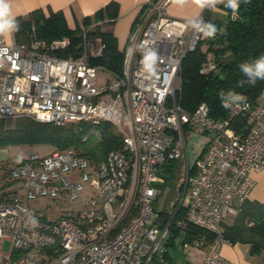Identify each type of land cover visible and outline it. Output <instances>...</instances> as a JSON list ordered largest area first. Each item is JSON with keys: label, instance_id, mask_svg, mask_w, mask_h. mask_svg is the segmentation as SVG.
<instances>
[{"label": "built area", "instance_id": "1", "mask_svg": "<svg viewBox=\"0 0 264 264\" xmlns=\"http://www.w3.org/2000/svg\"><path fill=\"white\" fill-rule=\"evenodd\" d=\"M167 4L145 2L122 73L92 62L104 44L87 35L91 26L83 28L79 54L69 57L49 52L69 38L49 45L33 36L23 42L14 34L9 42L0 38V118L27 116L56 125L106 121L122 138L97 162L72 149L46 155L29 149L10 162L0 150V264H180L168 255L175 246L202 249V264H237L221 254L224 244H234L224 236V224L249 198L252 173L264 170V93L254 105L227 109L224 117L211 116L205 103L185 110L177 101L181 63L204 37L188 21L204 20L207 8L183 20L172 17ZM214 68L208 59L200 70ZM101 69L107 77L98 86ZM239 115L249 120L242 134L231 125ZM207 133L211 140L193 165L186 163L176 207L159 211L162 165L184 162L187 140ZM92 178L97 189L91 193L85 183ZM41 198L76 206L55 212L54 206L30 205ZM188 225L203 232L188 240Z\"/></svg>", "mask_w": 264, "mask_h": 264}, {"label": "trees", "instance_id": "2", "mask_svg": "<svg viewBox=\"0 0 264 264\" xmlns=\"http://www.w3.org/2000/svg\"><path fill=\"white\" fill-rule=\"evenodd\" d=\"M217 9H207L203 16L205 22L217 26L218 32L215 38L204 36L193 50L184 55L177 92V101L185 110L192 111L205 103L210 115L216 118L227 115V109L221 106L218 96L221 90L235 89L247 97L246 102L250 105H254L264 93V80L257 81L255 86L245 84L244 87H237V82L244 79L239 65L264 54V0L242 2L236 17L228 8L217 6ZM118 10V3L110 1L92 16H85L81 25L94 23L87 30V35L99 36L104 44L102 55L92 62L122 73L125 50L118 49L117 38L111 31L101 30L102 24L115 21ZM15 19L19 23V30L14 31L18 42L27 41L33 36L49 45L54 40L69 38L68 45L50 49L49 52L64 57L79 54L82 41L80 26L70 28L62 11L51 10L46 14L37 8ZM208 59L214 60L215 68L201 72V66ZM248 123L246 115H239L231 125L237 133L242 134ZM121 143V135L106 121L56 125L23 116L15 118L13 125H10L6 119L0 118V149L17 144L28 147L48 144L54 147L53 151L72 149L97 162L104 159L111 149L120 147ZM183 213L178 210L176 217H181ZM177 232L175 230L173 237ZM202 232L200 228L188 225L185 237L192 240ZM224 236L233 243L249 244L250 254H262L264 258V202L247 199L233 220L224 224Z\"/></svg>", "mask_w": 264, "mask_h": 264}, {"label": "crops", "instance_id": "3", "mask_svg": "<svg viewBox=\"0 0 264 264\" xmlns=\"http://www.w3.org/2000/svg\"><path fill=\"white\" fill-rule=\"evenodd\" d=\"M110 1L118 3V17L112 24L108 23L105 30L111 31L116 36L119 50H126L130 44L131 34L138 23L135 24V22L138 18L140 20L144 4L148 0H7L10 5L11 17H24L31 10L37 8L42 9L46 14L51 10L62 11L70 28L80 26L85 16H92L95 11ZM217 6L226 8L224 3H219ZM202 10L197 6L195 0H183V3H180L179 0H168L167 4L168 13L177 19L195 18L202 13ZM13 34L14 32H5L0 34V38L9 42ZM209 140H211L210 137L206 139V142ZM201 152L197 153L196 158ZM252 177L255 180V185L249 193L248 199L264 202V170L252 173ZM221 254L237 264H264L262 254H250L249 244L247 243L224 244L221 248Z\"/></svg>", "mask_w": 264, "mask_h": 264}, {"label": "rangeland", "instance_id": "4", "mask_svg": "<svg viewBox=\"0 0 264 264\" xmlns=\"http://www.w3.org/2000/svg\"><path fill=\"white\" fill-rule=\"evenodd\" d=\"M89 26L93 27L94 23L88 26L80 25V32L82 33L83 28ZM107 27H108V23L102 24L101 30H105ZM106 77H107V72H105V70L102 69L99 70L96 79V84L98 86L103 85ZM6 121L8 122V124L13 125L14 119L9 118L6 119ZM209 137L212 138L213 134L212 133L199 134L190 137L187 140V144H188L187 159L185 158L184 162L171 161V162H166L162 165L163 170L161 174L165 178L166 182L159 183L157 185L160 194L158 197V201L156 203V208L159 211H162L163 213H169L170 211L173 210V208L176 207L177 199L179 196V185L184 177L186 163L188 162L190 165L194 164L197 153H199L204 149L206 145V139ZM29 149H33L38 153H40L41 155H46L51 153L54 150V147L48 144H36L31 147H28L24 144H17V145H12L10 147L2 148L0 150L1 151L3 150L5 153H7L11 159L10 162H13L15 159L17 160V158L25 157ZM85 187H86L85 191L88 189V191L89 192L91 191V193L93 191H96L97 189L96 183L93 178L85 183ZM30 205L33 208H38V209H44L48 205L54 206V210L56 212L58 209L60 210L71 209L74 206H76V202L68 201V202L55 203L52 200L41 198L30 201ZM233 218L234 215H228L226 218V222L228 223L231 222ZM180 240L181 238H176L175 241L179 244ZM8 248H9V243L6 241L3 245V251H7ZM202 253H203L202 249L194 246L189 247L185 252L178 246L168 248V255L170 259L173 262L175 261L180 264H185V263L201 264Z\"/></svg>", "mask_w": 264, "mask_h": 264}, {"label": "clouds", "instance_id": "5", "mask_svg": "<svg viewBox=\"0 0 264 264\" xmlns=\"http://www.w3.org/2000/svg\"><path fill=\"white\" fill-rule=\"evenodd\" d=\"M183 3V0H179ZM198 7L201 9H213L219 3H224V6L230 9L233 13L239 11L240 4L250 3V0H195ZM188 24L196 32L203 34L207 38H215L218 28L214 23L205 22L202 17L189 20ZM19 30V23L14 17L10 16V5L7 0H0V34L5 32L11 33ZM154 59L155 53H149ZM239 70L244 79L237 82V87H244L245 84L255 86L257 81L264 80V54L242 62L239 65ZM221 101V106L226 109L244 105L247 97L235 89L221 90L218 93ZM29 219L33 225L38 224V220L31 214Z\"/></svg>", "mask_w": 264, "mask_h": 264}]
</instances>
